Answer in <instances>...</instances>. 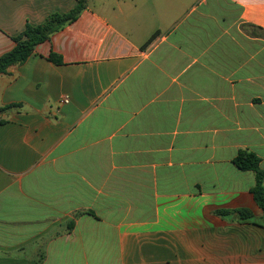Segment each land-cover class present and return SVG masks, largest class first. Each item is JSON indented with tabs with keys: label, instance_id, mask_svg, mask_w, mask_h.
<instances>
[{
	"label": "crops",
	"instance_id": "0c3cea01",
	"mask_svg": "<svg viewBox=\"0 0 264 264\" xmlns=\"http://www.w3.org/2000/svg\"><path fill=\"white\" fill-rule=\"evenodd\" d=\"M78 1L0 0V56ZM84 2L0 75V264H264V0Z\"/></svg>",
	"mask_w": 264,
	"mask_h": 264
},
{
	"label": "trees",
	"instance_id": "16d2710c",
	"mask_svg": "<svg viewBox=\"0 0 264 264\" xmlns=\"http://www.w3.org/2000/svg\"><path fill=\"white\" fill-rule=\"evenodd\" d=\"M84 3V0H79L76 7L70 12L66 14H51L38 26L27 24L20 34L12 38L15 46L10 51L0 56V75L5 74L10 66L25 62L33 54L37 45L45 42L52 34L61 30L65 25L73 22L84 8ZM252 28L254 35L264 38V31L261 28ZM155 36L156 34L152 35L145 43V46L149 45ZM48 60L56 65L62 64L60 57L55 54H50ZM12 107L15 106L0 108V112L6 111ZM233 164L240 171H250L254 174V185L250 192L254 202L262 211V225L264 226V171L260 168V160L251 152L240 151L233 159ZM216 214L220 217L236 214L237 219L241 222H251L253 219L251 213L246 209L217 211ZM72 224V222H69L67 228L70 229Z\"/></svg>",
	"mask_w": 264,
	"mask_h": 264
},
{
	"label": "built area",
	"instance_id": "2783aa9c",
	"mask_svg": "<svg viewBox=\"0 0 264 264\" xmlns=\"http://www.w3.org/2000/svg\"><path fill=\"white\" fill-rule=\"evenodd\" d=\"M67 101H68V100H67L66 98L62 100V102H64V103H66Z\"/></svg>",
	"mask_w": 264,
	"mask_h": 264
}]
</instances>
